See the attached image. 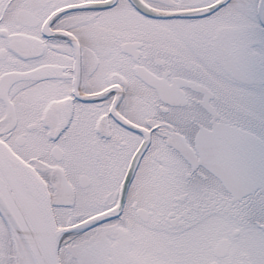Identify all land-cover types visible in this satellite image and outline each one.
Segmentation results:
<instances>
[{"label": "snow or ice", "instance_id": "1", "mask_svg": "<svg viewBox=\"0 0 264 264\" xmlns=\"http://www.w3.org/2000/svg\"><path fill=\"white\" fill-rule=\"evenodd\" d=\"M0 264H264V0H0Z\"/></svg>", "mask_w": 264, "mask_h": 264}]
</instances>
